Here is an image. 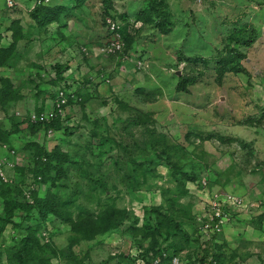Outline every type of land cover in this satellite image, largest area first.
Masks as SVG:
<instances>
[{"label":"rangeland","instance_id":"374dc122","mask_svg":"<svg viewBox=\"0 0 264 264\" xmlns=\"http://www.w3.org/2000/svg\"><path fill=\"white\" fill-rule=\"evenodd\" d=\"M14 1L0 0V128L11 135L0 141V264H20L13 255L41 223L23 206L39 201L51 236L33 235L31 264H132L138 244L173 241L200 257L193 216L218 192L261 205L225 225L222 262L264 264V0H164L170 33L135 22L119 55L99 52L108 19L133 22L151 0H49L43 28L35 0ZM245 27L257 32L241 49L246 74L218 77L215 61ZM57 64L70 68L64 83ZM60 91L84 100L33 132L31 116L52 112ZM40 149L59 161L45 166Z\"/></svg>","mask_w":264,"mask_h":264},{"label":"trees","instance_id":"16d2710c","mask_svg":"<svg viewBox=\"0 0 264 264\" xmlns=\"http://www.w3.org/2000/svg\"><path fill=\"white\" fill-rule=\"evenodd\" d=\"M55 14L56 12H54L53 8H50L47 5H39V6H36L34 10L31 12V17L35 22H37V24L40 27L43 28L53 22ZM139 16L140 17L139 18L136 17L133 20V22H132V19H130V17H128L127 15H117V16H112L111 18H109V19H112L114 21L121 23L119 32L122 35V41L125 45V48H124L123 53H120V54H125L126 50H128L129 47L131 46L132 40H134V37H135L134 35L136 34L135 32L136 30L134 31L135 33H133L132 29H135L133 28L135 22L143 23V22L151 21L152 23H154V26L158 30V32L163 35H168L171 31L170 13L168 11V6L164 2V0H151L149 2L148 7L142 12H140ZM246 28L247 27L236 29L234 31V34L232 36H229V46L226 48V52L222 54L215 61V68H216L218 77L223 78L226 74H229V73H237V74L245 73L246 74L245 70L240 64V60L244 57V54L241 52V49L243 47H246V48L250 47L254 42L255 35L257 34L256 30L253 27H248L247 29ZM178 59L180 62H186V63L191 62V60H193L194 62H202L205 65L211 63L210 60L201 59V58L184 59L182 57H178ZM69 69L70 68L64 64H57L55 66L56 76H55L54 82L56 84L64 83L66 81V78L64 75L66 72L69 71ZM181 79L185 81L184 83L188 81L183 76H181ZM2 81L8 82L9 80L8 81L2 80ZM8 93H3L1 95V92H0V104L5 103V97L8 95ZM58 96H59V93L56 94L55 96V99H54L55 102L53 106L54 110L52 111L55 114V118H53V120L50 122L38 121L36 122V125H31L33 132H38V130H40L41 128H45V129L58 128V124L60 121L59 118H61V115L59 114V109L57 108ZM66 97L68 100L67 105L62 106L61 107L62 110H65L67 107H69V105H72L73 103H78L81 100H84V98L81 99L79 97V92L78 93L75 92V94H73L72 96H68V94H66ZM11 119H13V117ZM8 134L9 132L6 133V131L0 128V141L3 140L1 139V137L4 135L6 138H4L3 141L5 143H8V140L10 139V136H11ZM40 152L42 155L40 161L42 162V164L44 163L45 166H51L54 162L57 163L59 161V155H61L59 154L60 152H58L57 149H55L52 154H47L44 151H42V149H40ZM191 181L193 183L196 182L193 179ZM200 185L202 188L203 184L201 183ZM36 208L40 210L38 212L40 215L39 219L41 220V223H38L36 224V226L31 227V230H30L31 235L22 242V247L12 257L13 261H18L20 262V264H31V261H33L34 259L33 246L36 244L37 239L33 237V235H35L36 233H39L40 240L45 241L46 245H49V242H50L49 239L51 236V229L49 227L43 228V225L45 222L44 220H47L48 218V213L51 211V207L42 205L40 201L37 202V204L35 202L32 204L28 203L25 206H23V209L27 213L26 214L27 216L30 215L31 212L36 210ZM263 217H264V213L261 214L260 220H262ZM11 218L12 216L8 217L7 222H11ZM193 218H194V221H198L199 223L198 215L193 216ZM199 225L196 226L197 229L194 232L195 234L194 237H196L195 240H197L202 247L203 243L200 239ZM42 229L43 231H41ZM224 241L221 244H214L212 242L205 244L206 248L205 247L201 248L202 255L200 257L195 256L190 250H188L186 259L191 260V261L195 259L194 263H200L203 261H207L209 258H213L217 260L218 262L224 264L222 262L223 259H222L221 254L218 253V251L221 252L225 249ZM155 243L156 242L149 243V245H146V246L144 245V243L138 244L137 247L143 250L142 257L144 258V260L149 261L153 259L154 257H157V256L163 257V254H166L167 258L164 259L163 257V260L165 264H169L172 257L179 256L186 249V244L178 246L176 242L174 241L173 243L168 242L169 244L168 243L165 244L164 247L159 244H155Z\"/></svg>","mask_w":264,"mask_h":264},{"label":"built area","instance_id":"2783aa9c","mask_svg":"<svg viewBox=\"0 0 264 264\" xmlns=\"http://www.w3.org/2000/svg\"><path fill=\"white\" fill-rule=\"evenodd\" d=\"M9 7L15 6L14 0H6ZM49 2V0H35V7L45 4ZM138 24V23H137ZM107 27L109 32L112 35L110 41L104 42L99 47V52L105 55H117L123 53L125 45L122 41V35L119 32L121 24L112 19H108ZM65 91H60L59 96L57 98V108L59 109V114L63 116L64 110H62V106L67 105V97ZM55 118V114L53 112L46 111L42 115H32L31 119L34 122H50ZM49 135L52 136V130L49 131ZM0 173L2 171L0 170ZM208 184L203 182V188H207ZM260 203L255 204L253 201H248L240 195L232 194V193H216L209 197V200L206 206L203 208V212L201 216H198L199 219V232L200 239L203 243V248H206L205 244L212 242L214 244H221V238H223L225 225H229L230 221L233 222L235 219L239 218L241 213L247 211H253L260 208ZM188 251H183L179 256H174L171 258L169 264H222L213 258H209L207 261H203L200 263H194L193 261L187 260ZM143 250L135 249L131 252L129 259L132 264H165L164 259L167 258L166 254H163V257L157 256L153 259L146 261L144 260Z\"/></svg>","mask_w":264,"mask_h":264},{"label":"crops","instance_id":"0c3cea01","mask_svg":"<svg viewBox=\"0 0 264 264\" xmlns=\"http://www.w3.org/2000/svg\"><path fill=\"white\" fill-rule=\"evenodd\" d=\"M246 214H248V213H246ZM240 216H241V218H242V217L245 216V215H244V214H241ZM240 216H239V217H240Z\"/></svg>","mask_w":264,"mask_h":264}]
</instances>
